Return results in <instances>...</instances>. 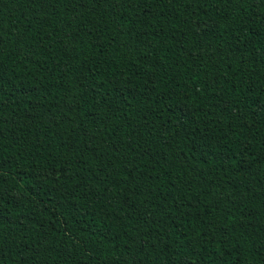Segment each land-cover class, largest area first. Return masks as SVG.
Returning a JSON list of instances; mask_svg holds the SVG:
<instances>
[{
	"label": "trees",
	"instance_id": "1",
	"mask_svg": "<svg viewBox=\"0 0 264 264\" xmlns=\"http://www.w3.org/2000/svg\"><path fill=\"white\" fill-rule=\"evenodd\" d=\"M0 264H264V0H0Z\"/></svg>",
	"mask_w": 264,
	"mask_h": 264
}]
</instances>
